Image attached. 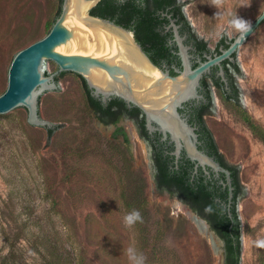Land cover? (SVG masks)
I'll return each instance as SVG.
<instances>
[{"label":"rangeland","instance_id":"rangeland-1","mask_svg":"<svg viewBox=\"0 0 264 264\" xmlns=\"http://www.w3.org/2000/svg\"><path fill=\"white\" fill-rule=\"evenodd\" d=\"M179 1L190 29L210 50L222 36L239 34L229 26L231 19L251 23L264 9V0H225L220 9L212 0ZM59 5V0H0V94L13 56L46 35ZM183 44L193 57L192 47ZM234 59L240 104L264 128V22ZM57 70L47 65V74ZM57 86L59 92H44L41 101V119L59 127L51 137L27 122V111L0 116V256L8 253L6 234L16 264H45L43 245L58 249L57 255H72L74 248L85 264H129V247L145 264H223V245L217 240L214 249L187 212L173 206L185 205L155 187L151 147L136 125L120 120L125 141L113 126L100 123L77 74L63 73ZM210 93L204 122L224 161L237 168L244 191L236 202L240 264H264V248L255 245L264 239V147L211 84ZM127 206L143 220L130 229L123 225Z\"/></svg>","mask_w":264,"mask_h":264},{"label":"water","instance_id":"water-1","mask_svg":"<svg viewBox=\"0 0 264 264\" xmlns=\"http://www.w3.org/2000/svg\"><path fill=\"white\" fill-rule=\"evenodd\" d=\"M80 1L89 2L85 10L87 20L79 18ZM100 0H62L61 10L48 33L37 41L19 50L12 58L7 72V86L0 94V116L27 111V122L38 129L51 128L50 123L41 119V101L59 92L55 77L65 74H77L86 83L91 95L106 103L113 97L121 99L128 107H136L144 117L145 128L149 133L158 132L163 140L169 139L173 146L171 155L177 163L181 152L194 163L195 172L201 167L214 173L225 175V185L228 187V207L232 203V186L230 172L215 161L213 157L198 148L196 128L180 112L183 105L202 98L199 93L200 81L214 66H220L222 61L234 62V54L250 35L264 21V9L251 22L250 31L239 33L227 48H219V53L205 55V60L198 65H192V56L188 47L183 44L185 39L178 32L177 25L171 21L173 40L177 47L180 68L174 69V75L168 70L156 66L136 41L134 32L111 20L93 16L90 11ZM99 25V27H95ZM104 34L122 32L130 37V43L149 65V70L158 72L151 75L136 62L120 43L122 50L107 53L102 50L98 31ZM108 43L110 40L108 39ZM130 57L133 62L125 59ZM55 64L58 70L47 74V65ZM218 74L226 83L224 72L220 68ZM185 207L203 222L207 230L222 245V240L210 229L209 224ZM224 258V257H223ZM224 264V259H223Z\"/></svg>","mask_w":264,"mask_h":264},{"label":"trees","instance_id":"trees-1","mask_svg":"<svg viewBox=\"0 0 264 264\" xmlns=\"http://www.w3.org/2000/svg\"><path fill=\"white\" fill-rule=\"evenodd\" d=\"M58 7L56 15L52 22L48 26V31L52 27L55 19L60 14L61 3ZM105 0H100L97 5L90 11V14L93 16H100L101 18H106L109 14V10L106 7H102ZM174 1V0H173ZM179 13L181 18L186 22L187 31L191 30L186 18L184 17L181 9L179 7ZM112 16V15H111ZM126 19L121 18V21L125 22ZM120 22V21H118ZM264 22V21H263ZM262 22V23H263ZM47 31V33H48ZM46 33V34H47ZM134 37L138 43L145 47L146 43L153 41L154 44L151 48L145 47V51L148 56L154 62H157L161 57L170 56L172 61L173 58H177L176 65H179L178 57L169 51L166 46H157V35L153 34L150 30H136ZM192 37L194 39L195 45L198 50L207 51L210 53H219V48H227V41H231L232 38H227L222 36L216 43L212 50L208 48L207 42L203 39L196 37L195 33L192 32ZM160 50V53L158 52ZM236 53L234 54V56ZM170 74L174 75L172 68H169ZM64 72L58 74L55 77V80L58 82L59 76ZM240 74V69L236 62L231 65V74L228 79V85H225L223 81L219 78L210 77V81L215 86L216 91L224 102L231 103L232 106L236 109L237 114L248 126L250 132L261 142L264 147V128L257 124L248 112L242 108L239 101V89L237 87L234 76ZM82 79V78H81ZM83 80V79H82ZM208 78L202 80V92L207 90L204 95L206 101H201L198 104H195L194 101L187 102L184 104V108L180 109V112H183L185 115H188V121L191 124H195L198 127V140L199 148L205 150L208 154L214 156V158L225 168L230 171L231 186L233 188L232 193V203L227 209L225 205L228 201V187L225 185V190L222 194H218L222 199L225 200V205H221L218 201H215V191L218 188H212L210 190V184L204 183L203 178H199L197 174H192L193 163L182 156L177 162L174 163V157L169 153H164L162 147L164 144H160L158 147L153 149V162H154V180L156 188L158 191L166 190L171 196H176L183 204L187 205L193 212L199 215L201 218L205 219L209 224L210 228L219 236L223 241V255H224V264H240L241 257V229H240V219L238 218V213L236 210L237 199L244 193L243 187L240 183L238 177V170L236 167L226 163L219 153L215 140L206 127L203 116L208 114L211 109V93H210V84L208 83ZM85 97L87 106L91 112H93L97 119L104 121L103 117H106L110 122H116L120 115L130 116L136 119V122L140 128L141 136L148 137L147 132L144 128V117L139 109L131 106V109L127 105L116 97H113L111 101L103 105L99 99L91 95L90 90L87 88L85 81ZM208 87V89H207ZM107 120L104 122H108ZM56 128H47L46 133L47 137H51ZM171 148L168 147V150ZM192 174V175H191ZM127 211L131 212V206H127ZM210 209V211H206ZM5 239L8 242V253L4 256H0V264H16L15 262V248L14 244L10 241L9 237L5 234ZM45 250V264H85L83 258H81L76 249H72V255H57L59 250L49 251L46 245L42 246ZM155 258V257H154ZM159 262H162L159 260Z\"/></svg>","mask_w":264,"mask_h":264},{"label":"flooded vegetation","instance_id":"flooded-vegetation-1","mask_svg":"<svg viewBox=\"0 0 264 264\" xmlns=\"http://www.w3.org/2000/svg\"><path fill=\"white\" fill-rule=\"evenodd\" d=\"M103 6L106 7L107 10H109V14H110L104 19L111 20L114 23H116V24H118V25H120L126 29L132 30L134 32V34H135L136 30H140V29H142L144 31H146V30L152 31L153 34L157 35V38H158L157 46L158 47L166 46V47H168L170 52L174 53L177 56V53H176L177 47H176L175 41L173 40V31H172V27L170 26L171 21H173V23L175 25H177V29H178L179 34L181 36L185 37V39H184L185 43L189 44L192 47L191 53L193 55V57H192V65L193 66H196L201 61H204L206 54H210V52H207V51L201 52L200 50L197 49L195 42H194V39L192 37V30L187 31L186 22L183 18H181V15L179 13V7H180L181 12H182V3L179 0H174V1L173 0H105L102 7ZM98 17H100V16H98ZM121 18L126 19L125 22L124 21L122 22ZM118 21H120V22H118ZM153 44H154V42L150 41L149 43L145 44V47L151 48V50H152ZM141 47L145 51V47H143L142 45H141ZM158 52L160 53L159 49H158ZM145 53L147 54L146 51H145ZM170 59H171V57L170 56L168 57V55L165 57H161L157 62H154L150 58V60L156 66H158L159 68H161L163 70H168L169 72H170L169 68H172L173 71L175 68H180V63L178 66L176 65L177 58H173L172 61H170ZM178 59H179V57H178ZM233 63L234 62H231L229 60L222 61L220 66L212 67L210 69V72L208 74H206L202 78V80L204 78L210 79V77L213 76V77L219 78L221 81H223L221 79V76L218 74V72L221 68L224 72V77L226 78V83L224 81L223 82L225 85H228V82H227L229 79L228 76H230V74H231V65ZM202 80L200 81V89H199V93L202 95V98H200L198 101H194L195 104H198L201 101H206V97H205L204 93L207 90H204V92H202ZM212 86L215 88V86L213 84H212ZM207 89H208V87H207ZM215 90H216V88H215ZM97 99H99V98H97ZM111 99L108 100L106 103L101 102L100 99L99 100L103 105H105L109 101H111ZM128 108L131 109V107H128ZM183 108H184V105H183ZM181 113L188 120V115L187 114L185 115L183 112H181ZM103 119H104V121H106V120L108 121V119L106 117H103ZM121 119H129L130 121H132L136 125L138 135L142 139H144L149 144V146L151 147L152 169H153V173H155L154 162H153V149H155L154 148L155 146L158 147V146H160V144L163 143L164 144V147H162L163 152L169 153L171 155V151L173 150V146L169 142V139L163 140L161 137V134H159L158 132L149 133L145 128V124H144V128L147 132L148 137L141 136V131H140V128L136 122V119H134L130 116L120 115L116 122H110V121L104 122V121L99 120V119H98V121L100 123H102L103 125L113 126L115 128V130H117V132H120L123 139L125 141H128V136H127L124 128L122 126H120V124H119ZM191 125L196 128L195 132L199 136V134L197 132L198 127L195 124H191ZM168 147L171 148V150L170 149L168 150ZM198 148H199V140H198ZM199 149H201V148H199ZM201 150H203V149H201ZM203 151L206 154H208L205 150H203ZM208 155L214 158V156H212L210 154H208ZM182 156H184L186 158L185 154L183 152H181L179 159L182 158ZM214 160L217 161L215 158H214ZM174 163H175V161H174ZM175 164H177V163H175ZM192 174H197V176L199 178H203L204 183H209L211 191H212V188H214V187L218 188L219 187V189L217 191H215V195H216L215 201H218L223 206L225 205V200L222 199L221 196H218L219 193L222 194L225 190V175L224 174H222V173L216 174L209 168H206V172H205L201 167H197L196 172H195L194 163H193ZM153 178H154V174H153ZM154 184H155V180H154ZM155 187H156V184H155ZM163 192L168 193L166 190H164ZM226 203H228V201ZM225 206H227L226 208L229 209L228 204ZM223 251H224V249H223Z\"/></svg>","mask_w":264,"mask_h":264},{"label":"bare ground","instance_id":"bare-ground-1","mask_svg":"<svg viewBox=\"0 0 264 264\" xmlns=\"http://www.w3.org/2000/svg\"><path fill=\"white\" fill-rule=\"evenodd\" d=\"M89 2H85V1H80L78 4L79 10L81 11V14H85V10L88 7ZM95 27H99V25H96ZM99 33V37L101 39H103L101 41V47L102 50L107 52V53H115L118 52L119 50H122V47L119 45L120 43L125 44L127 47L124 48V51H126L136 62H138L140 65H142L144 67V69H150L149 65L147 64V62L145 61V59L142 57V55L138 52L137 48L132 45L130 43V37L128 35H125L122 32H109L111 34H104L102 31H98ZM107 36L108 39L110 40V43H108L107 40ZM147 72L151 75L154 76H158V72L157 71H151V70H147ZM174 208L175 209H182L185 212H187V214L189 215V217L193 220V222L199 227V229L207 236L208 240L210 241L212 247L214 249H216V247H218L219 242L217 241V239L212 236V234L207 230L205 224L203 222H201L200 220H198L194 214L192 212H190L187 208H183L181 207L179 204H175L174 203ZM180 211V210H179ZM218 243V244H217ZM219 249V247H218Z\"/></svg>","mask_w":264,"mask_h":264},{"label":"clouds","instance_id":"clouds-1","mask_svg":"<svg viewBox=\"0 0 264 264\" xmlns=\"http://www.w3.org/2000/svg\"><path fill=\"white\" fill-rule=\"evenodd\" d=\"M224 3L225 0H212L211 5L217 9H220L223 7ZM219 15H221L220 12H218L216 16ZM229 26L241 33V35L247 34L251 29V23L249 21H245L241 18H238L237 16L229 21ZM206 211H210V209ZM137 222H143L141 213L138 210H133L123 217V225L127 229L132 228ZM255 245L258 248H264V239L255 241ZM126 255L129 264H145L146 258L142 254L138 253L134 247L127 248Z\"/></svg>","mask_w":264,"mask_h":264}]
</instances>
